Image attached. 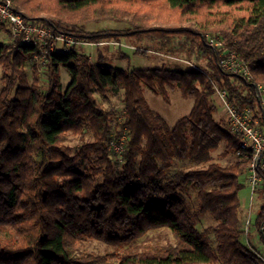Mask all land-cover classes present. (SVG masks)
<instances>
[{"label": "trees", "instance_id": "1", "mask_svg": "<svg viewBox=\"0 0 264 264\" xmlns=\"http://www.w3.org/2000/svg\"><path fill=\"white\" fill-rule=\"evenodd\" d=\"M27 21L100 43L128 36L165 43L180 36L205 66L119 68L72 47L48 55L49 86L27 70L37 47L0 40V264H264L245 233L240 191L248 160L239 137L215 116L214 83L239 105H253L256 88L219 67V37L264 85V0H13ZM112 20L124 31H88ZM0 31L10 28L0 22ZM145 55L148 49L136 48ZM129 59L127 55L122 57ZM61 67L71 79L64 89ZM168 98L178 89L194 99L170 128L149 105L145 89ZM122 95L118 110L96 95ZM113 126L126 135L123 153L109 146ZM92 140L70 146L69 134ZM223 146V150H217ZM217 153V154H216ZM233 157L222 163V157ZM206 216L214 222L201 227ZM255 226L264 243V203ZM167 228L166 244L135 246L150 230ZM93 241L116 247L89 251ZM120 249V250H119ZM122 249V250H121Z\"/></svg>", "mask_w": 264, "mask_h": 264}, {"label": "rangeland", "instance_id": "2", "mask_svg": "<svg viewBox=\"0 0 264 264\" xmlns=\"http://www.w3.org/2000/svg\"><path fill=\"white\" fill-rule=\"evenodd\" d=\"M50 27V26H49ZM128 26L124 23L107 20L98 23H89L87 24L88 31H96L99 29H112V30H121L124 31ZM10 33L5 34L4 31H0V40L13 45L10 38ZM77 49L83 53L89 55V58L92 62H95L97 57L102 54L108 61L106 64L119 67V68H126L129 66L131 68H146V67H160L162 65H166L169 67L173 66H205L206 65V58H202L199 54L197 49H191L188 41H184L183 37L173 36L170 40L165 43H158L155 40L151 39H132L128 36H121L119 39L109 38V40L102 41L100 43H92L88 40L79 39L78 43L75 45ZM59 51H63L61 48V44L58 45ZM136 48H145L148 49V52L143 54H136ZM127 55L129 59L121 58ZM37 62L38 70L40 76V81L43 83L45 87L49 86V78L47 72V62H42L41 59L39 60H31L27 64V70L29 72L30 78L33 79V63ZM2 74L3 68L0 66V90L3 86L2 82ZM61 82L63 88L65 89L70 82L71 76L66 68L61 67ZM261 84V83H260ZM263 85V84H262ZM145 89V96L147 102L151 106V108L161 116L164 120V123L172 128L176 121L187 115L194 104V99L191 97H184L181 95L178 89H170L168 88V98H165L163 95L154 94L150 89ZM264 95V94H263ZM96 98L99 103H101L105 108L118 110L119 120L123 122L122 118V110H123V102H122V95H111L108 94L106 97L102 96L101 94H97ZM213 101L219 104V100L214 95ZM217 119H227L226 115L223 112L221 105H219L218 111L215 115ZM120 127L116 128L113 126L112 129V139H118L120 137L116 132L119 130ZM92 136L88 133L84 134L83 136H78L74 134H69L68 144L72 147H77L83 141L92 140ZM111 140L109 143L110 149L115 152V149L111 147ZM126 142V141H125ZM124 142V144H125ZM223 150V146L217 150V153H220ZM216 153V154H217ZM222 163L228 164L231 163L233 157H225L219 159ZM240 199L241 205L243 208V216L245 217L246 214L250 213L251 210V227H250V234L251 242L256 245L259 251L264 255V243L261 240L259 234V228L255 226L256 218L258 215V211L262 204L264 203V185L260 187L259 194L255 195L254 205L251 208V187L248 183L245 182V187L240 191ZM214 220L206 216L203 220V223L200 225L202 228L212 224ZM174 237L172 232L167 228H159L150 230L147 235L141 237L135 246H141L142 244L155 242L166 244L168 242H173ZM89 251L101 252V253H109L114 250H117L116 247L106 244L101 241H93L88 246ZM120 250V249H119ZM122 250V249H121Z\"/></svg>", "mask_w": 264, "mask_h": 264}, {"label": "built area", "instance_id": "3", "mask_svg": "<svg viewBox=\"0 0 264 264\" xmlns=\"http://www.w3.org/2000/svg\"><path fill=\"white\" fill-rule=\"evenodd\" d=\"M0 22L10 28V38L13 45L31 44L37 47L33 61L39 59L47 62L48 55L59 51L58 45L64 52L74 47L79 39L64 32H55L51 27L38 22L27 21L24 15L17 11L13 0H0ZM210 46L219 49V67L227 72L239 76L256 88V101L253 105L239 106L235 104L227 88L214 83L215 96L219 100L227 121L233 133L239 137L236 155L248 160L247 183L251 187V208L255 195L264 185V85L255 83L249 64L233 49H222L221 38L207 34ZM126 135L123 133L118 139L111 140V147L115 152L123 153ZM252 210V209H251ZM251 210L245 216V233L250 232ZM264 229V227H262Z\"/></svg>", "mask_w": 264, "mask_h": 264}]
</instances>
